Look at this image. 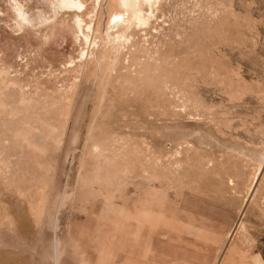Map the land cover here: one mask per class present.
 <instances>
[{
    "label": "rangeland",
    "instance_id": "rangeland-1",
    "mask_svg": "<svg viewBox=\"0 0 264 264\" xmlns=\"http://www.w3.org/2000/svg\"><path fill=\"white\" fill-rule=\"evenodd\" d=\"M0 264H264V0H0Z\"/></svg>",
    "mask_w": 264,
    "mask_h": 264
},
{
    "label": "bare ground",
    "instance_id": "bare-ground-1",
    "mask_svg": "<svg viewBox=\"0 0 264 264\" xmlns=\"http://www.w3.org/2000/svg\"><path fill=\"white\" fill-rule=\"evenodd\" d=\"M125 2L131 4L132 3V0H124Z\"/></svg>",
    "mask_w": 264,
    "mask_h": 264
}]
</instances>
